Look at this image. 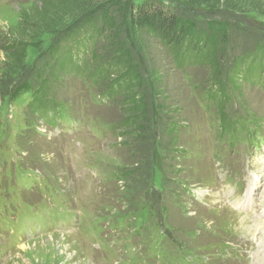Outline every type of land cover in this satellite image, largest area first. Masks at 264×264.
<instances>
[{
	"label": "rangeland",
	"instance_id": "374dc122",
	"mask_svg": "<svg viewBox=\"0 0 264 264\" xmlns=\"http://www.w3.org/2000/svg\"><path fill=\"white\" fill-rule=\"evenodd\" d=\"M68 1L0 0V264H259L264 9L243 20L162 1L202 33L211 21L235 24L216 77L116 7L111 30L99 10L60 31L44 23L11 61L8 46L35 15ZM112 30L143 83L147 120L134 75L114 65Z\"/></svg>",
	"mask_w": 264,
	"mask_h": 264
},
{
	"label": "trees",
	"instance_id": "16d2710c",
	"mask_svg": "<svg viewBox=\"0 0 264 264\" xmlns=\"http://www.w3.org/2000/svg\"><path fill=\"white\" fill-rule=\"evenodd\" d=\"M131 1V4H129L128 0L124 1L122 8H120L122 0H69L68 2L73 3L54 6L47 12L41 11L35 15V23L32 26L33 28L23 31L21 35L18 36L19 41L13 42L8 46V58L17 65L20 64L27 42L37 40L35 29L43 26L44 23H51V20L56 21V23L53 25V28L57 30L60 28V31L63 29V22H68V24L74 25L75 27L81 21L88 20L93 22V19H98V17L95 16V12L99 10L103 28L110 29L113 27L111 22V11L113 7H116V9L119 8L122 10L121 13L123 16L127 14L128 18H125L130 27L134 28L138 32L142 30L150 32L160 41L165 49L177 55L179 59L183 57H181V53L183 51L189 52L192 56V59L197 61L206 60L205 62L209 63L211 65V69H213V76H217L220 71V66L218 64V62H220L218 52L221 53V51L218 50V47L221 48L223 55H227L231 48V28L235 24H232L227 20L218 22L211 21L209 23L210 33H202L197 29L196 21H194V19L191 18L185 20L180 15V13L174 10L173 5L164 3V0ZM186 1L187 3L182 2L183 4L180 2V6L185 8L188 7L187 9L192 10L196 14L204 15L210 14L211 12L218 13V11L220 12L223 10V13L225 14L229 12L238 14V16H241L243 20L249 19L247 18L248 15H252L253 13H257L258 11L264 9V0H221L222 4L220 6H218L217 3L215 4L217 6L212 5V0ZM177 6L179 7V5ZM204 11H206V13ZM125 18L123 17V19H121L122 24L126 22ZM93 25L95 24L93 23ZM112 34V39L114 40L113 44H116L117 46L116 53L113 54L114 65L123 71V75L128 73H130L132 76L134 75V85L137 86V92L140 93L137 96L138 101H141L143 106L140 111V116L143 121L147 120L148 108L145 100L146 92L144 91L143 83H141L139 73L134 66L130 65L128 56H123L124 51L122 49V43L118 40V33L116 34L115 31L112 30ZM58 37H60V35ZM52 47L53 45L51 47L50 45L47 47L48 60ZM261 53H263V51H261ZM261 53L259 52L258 55L261 56ZM245 57L242 56L241 58H232L230 61V70L233 71L235 68H239L241 64L246 62H244V59L252 58L249 55L246 56V54ZM261 66L262 65H259V68ZM140 126L142 125L139 124V127Z\"/></svg>",
	"mask_w": 264,
	"mask_h": 264
},
{
	"label": "bare ground",
	"instance_id": "6f19581e",
	"mask_svg": "<svg viewBox=\"0 0 264 264\" xmlns=\"http://www.w3.org/2000/svg\"><path fill=\"white\" fill-rule=\"evenodd\" d=\"M253 188L252 187H248V189L245 191V199H244V205H247L246 202H249V201H252V195H253ZM263 214H264V211H263ZM248 232L247 233H251V231H249V229H246ZM256 230H261L260 232H258V234H260L259 238H258V241H259V244H264V227L263 226H260L258 225V227L256 228ZM254 236V235H253ZM44 240V239H42ZM54 245H53V249L56 250V242L54 239H50ZM27 247V245L25 246H22V249H25ZM48 248H47V244H45V241H41V244H40V248L37 249L38 251H41V250H44L46 251ZM36 250V251H37ZM47 252V251H46ZM42 252H40L38 255L36 256H40ZM47 254H49V252H47ZM54 254V253H53ZM50 255V257L53 256ZM255 255V254H254ZM256 258V257H255ZM259 258V261L260 263L259 264H264V257H258Z\"/></svg>",
	"mask_w": 264,
	"mask_h": 264
}]
</instances>
